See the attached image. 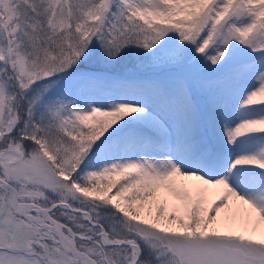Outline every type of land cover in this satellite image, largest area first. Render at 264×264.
<instances>
[{"label":"snow or ice","instance_id":"6c2138e0","mask_svg":"<svg viewBox=\"0 0 264 264\" xmlns=\"http://www.w3.org/2000/svg\"><path fill=\"white\" fill-rule=\"evenodd\" d=\"M0 264H264V0H0Z\"/></svg>","mask_w":264,"mask_h":264}]
</instances>
